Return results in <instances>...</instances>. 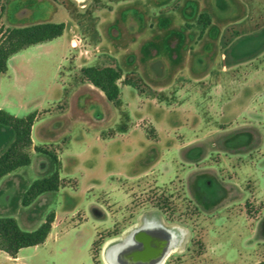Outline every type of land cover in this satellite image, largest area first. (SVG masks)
Here are the masks:
<instances>
[{
	"label": "rangeland",
	"instance_id": "obj_1",
	"mask_svg": "<svg viewBox=\"0 0 264 264\" xmlns=\"http://www.w3.org/2000/svg\"><path fill=\"white\" fill-rule=\"evenodd\" d=\"M37 23L66 30L0 73V110L37 113L0 217L24 231L56 217L43 245L0 264H109L107 242L149 225L182 240L165 264L264 261V0H0V39ZM92 66L119 70L117 103L85 81ZM12 137L0 126V154ZM45 151L60 189L24 207L54 169Z\"/></svg>",
	"mask_w": 264,
	"mask_h": 264
},
{
	"label": "trees",
	"instance_id": "obj_2",
	"mask_svg": "<svg viewBox=\"0 0 264 264\" xmlns=\"http://www.w3.org/2000/svg\"><path fill=\"white\" fill-rule=\"evenodd\" d=\"M57 1V0H54ZM2 8L1 11H4ZM200 22L207 27L211 24L208 14H202ZM66 30L65 23H37L30 26L15 27L2 34L0 39V73H7L9 60L19 52L43 43L52 42L62 37ZM85 81L100 90L105 98L115 104L121 96L118 81L121 73L113 66L88 67L82 70ZM37 119L33 112L25 117L15 116L0 110V126L10 129L13 137L7 148L0 154V181L22 167L31 165L29 149L33 146L32 131ZM40 151V148H36ZM51 158L54 169L42 179L34 181L22 198L24 207L31 206L41 195L57 192L60 189V161L55 153L45 151ZM55 213L47 216L45 222L35 231H24L16 218L0 217V251L11 258H18L21 250L43 245L55 221ZM256 264H264L261 261Z\"/></svg>",
	"mask_w": 264,
	"mask_h": 264
},
{
	"label": "bare ground",
	"instance_id": "obj_3",
	"mask_svg": "<svg viewBox=\"0 0 264 264\" xmlns=\"http://www.w3.org/2000/svg\"><path fill=\"white\" fill-rule=\"evenodd\" d=\"M117 241L112 239L107 242L105 257L109 264H165L182 243L175 234L155 225L138 230L133 243Z\"/></svg>",
	"mask_w": 264,
	"mask_h": 264
},
{
	"label": "crops",
	"instance_id": "obj_4",
	"mask_svg": "<svg viewBox=\"0 0 264 264\" xmlns=\"http://www.w3.org/2000/svg\"><path fill=\"white\" fill-rule=\"evenodd\" d=\"M22 251H23V250L20 251V253H19V255H18V258H16V259L13 258V260L18 261V260L21 258V253H22ZM0 253H4V252H1V251H0ZM5 254H6V253H5ZM6 255H7V254H6ZM10 258H11V257H10ZM11 259H12V258H11ZM15 264H20V263L17 262V263H15Z\"/></svg>",
	"mask_w": 264,
	"mask_h": 264
}]
</instances>
